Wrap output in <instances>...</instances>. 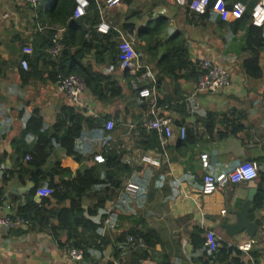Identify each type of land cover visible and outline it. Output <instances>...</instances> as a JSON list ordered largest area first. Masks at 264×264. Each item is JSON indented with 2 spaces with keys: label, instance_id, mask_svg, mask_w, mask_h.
<instances>
[{
  "label": "crops",
  "instance_id": "0c3cea01",
  "mask_svg": "<svg viewBox=\"0 0 264 264\" xmlns=\"http://www.w3.org/2000/svg\"><path fill=\"white\" fill-rule=\"evenodd\" d=\"M247 1L235 3L242 4L246 12ZM228 2L225 0L222 6L228 5ZM151 5L155 6L150 14ZM207 10L212 16L202 25L187 24L184 10L176 6L174 0H133L129 9L121 6L109 13L112 23L115 20L118 24L123 23L126 12L140 13L132 14V19H127L128 23L135 26V31L155 26L158 21H165V30L158 38L161 43L171 35L180 33L191 50L192 61L203 56L228 72L229 87L215 94H197L196 83L183 80L173 83L163 78L158 87L155 86L156 95L154 93L149 99L157 98L162 103L155 108L157 114L167 116L172 121V137L163 146L159 144L158 150L140 146L142 142L148 143L146 137L140 138L139 131L145 129L144 125L153 116L150 111L146 112L138 107L148 100L132 98L123 73L115 72L113 78L121 86L124 98L111 104L97 103L86 91L76 100L68 101L57 84L43 85L38 76L22 88L13 70L14 65H17L14 54L17 47L11 49L12 45L5 44L0 38L3 42L0 46L1 60L12 65V68H7L9 72L4 73L1 84L6 80L7 85L17 88L14 93L6 89V98L0 99V179L5 171L16 169L11 143L19 139L33 109L38 110L46 128L56 122L62 106L71 107L84 117L92 119L108 116L106 123H112V130H107L106 124L93 131L83 129L75 144L79 164L72 157L65 156L61 149H56L45 170L48 171L59 160L73 171L92 166L99 168L103 161L98 163L94 160L95 157L104 160L110 151L121 155L122 161L130 167L127 181L136 184L139 193L135 198L128 199L125 208H120L116 203L121 198L120 190L110 195L111 200L105 206L114 214L116 229L105 232L104 236L112 244L118 235L128 231L143 233L150 230L158 237V244L151 250L148 261L131 263L127 258L122 264H160L162 257H167L169 264H194L200 252L193 250L190 235L196 228L211 233L216 240L228 246L237 247L250 243V250L246 252L248 260L264 264V207L249 213V221L256 225L252 238L242 233L229 239L218 228L223 220L234 222V218L229 216L230 211L240 209L250 189L257 191L258 178L249 183L227 184L211 195H202L200 192L205 175L228 174L245 162H256L258 172H264V52L259 59L262 78L258 81L247 79L241 71L242 62L250 57L248 52L243 51L244 32L233 36L225 28H218L217 20L228 22L231 12L218 11L213 8L212 3ZM21 13L20 9L12 13L15 21L16 15L21 16ZM249 15L251 25L262 28L264 36V0H256ZM108 22L110 24L109 20ZM0 23V30H7V24L3 21ZM32 27L33 25L27 27L28 35ZM13 28L16 29V26ZM25 28L26 25L21 38L27 36L28 30ZM6 32H13L12 28ZM156 45L157 51L151 54L153 58L159 57L161 48L165 46ZM29 48L30 44L24 50L27 55L30 54ZM135 49L137 52L133 49V55L145 67L153 61L145 52L147 46L137 43ZM107 69L99 70L108 72ZM146 69L155 78L152 66L149 65ZM178 98L182 102L176 103ZM178 127L186 129V141L178 140ZM34 141L35 136L26 138L29 147L33 146ZM33 187L29 181L23 184L16 176L6 184L0 181L1 204L9 205L10 213L15 216L17 206L25 204V196ZM39 189L47 188L42 184ZM38 198L42 197H34L37 203ZM93 203L94 199L88 195L82 199L81 206L87 209ZM222 211L224 214H221ZM100 218L98 216L93 220L101 222ZM97 234L101 235V229H98ZM62 240L59 237V241ZM90 253L88 258L74 262L70 259L68 250L59 247L47 230L38 232L21 225L14 230L0 231V264H102L109 259L107 251ZM197 263L199 264L198 261Z\"/></svg>",
  "mask_w": 264,
  "mask_h": 264
},
{
  "label": "trees",
  "instance_id": "16d2710c",
  "mask_svg": "<svg viewBox=\"0 0 264 264\" xmlns=\"http://www.w3.org/2000/svg\"><path fill=\"white\" fill-rule=\"evenodd\" d=\"M87 1L86 14L80 19H73L75 0H52L51 6L48 4V0H37L35 8L27 5V14L31 15V18L33 17V23L24 20L25 30H28L26 37L21 38L23 35L17 32L13 37L8 38L9 34L6 32L7 30H4L5 36L0 37L2 41L12 45L11 49L17 47L14 51L17 65H14L13 70L17 74L20 87H26L28 82L34 78L37 79V76L40 77L39 81L43 85H54L58 84L59 78L74 75L83 80L85 91L97 103L111 104L124 98L121 86L113 78V73L120 71L127 81L132 98L139 99L130 84L133 77L120 69L121 55L118 46L121 42L120 36L125 32L134 36L133 49L136 52L137 43L147 46L145 52L150 56L157 51L158 45L156 44L165 45L164 48H161L162 53L159 57L151 56L153 61L146 64V67L152 66V72L156 78V88L163 78H167L173 83H177L179 80L194 84L197 82L198 64L196 61H192L191 50L182 35L175 33L163 43L158 40L160 34L165 30V21H158L159 23L155 26L135 31V26L128 23L127 18L132 14L140 15V13L126 12L122 24L115 23V20L112 23V17H109V13L113 9H120L121 6L129 9L133 0H118V4L113 7H108L106 1ZM228 1V5L224 6V9L231 12V18L226 23L218 19L217 26L220 29L225 28L233 36L238 32H244L243 51L248 52L250 57L242 62L241 71L247 79L258 81L263 75L259 59L260 54L264 52V36L262 28L251 25L249 15L256 0H248L246 12L244 11L242 14L233 12L232 4L236 1L245 2L246 0ZM154 6L151 5L150 14ZM182 9L186 23L189 25L198 23L202 25L212 16L208 12L209 10L203 15H196L187 7ZM117 14H119L118 11ZM100 22L109 26V31L106 34L96 31V26ZM29 25H33L30 35H28L29 29L27 28ZM54 38H59L62 49L57 56L52 57L48 51L52 47ZM2 41L0 40V46L3 44ZM29 44L30 54L27 55L24 50ZM21 61L27 63L26 71L21 68ZM140 62L138 59V63L143 66L141 73H144L147 69L145 64ZM8 66L10 64L3 62L0 56V79L5 77L4 72ZM102 68H111V70L102 72L99 70ZM146 86L151 88V83L148 82ZM154 93L156 95V90ZM147 100V102L138 105L143 111L149 112L153 105L154 108L162 105L157 98ZM180 102L182 101H179L178 98L176 103ZM108 120V116L98 119L84 117L79 111L62 106L56 122L50 128H46L38 110L33 109L25 121L19 139L11 143L16 169L2 173L0 181L2 184H6L16 176L23 184L26 181L33 184L34 187L25 196V204L22 207L17 206L15 216L11 214V217L14 221L22 220L24 224L21 225H26L38 232L47 230L59 247L66 248L68 251L71 249L82 251L83 259L88 258L91 251L98 253L107 251L109 259L105 263L116 261L118 264H122L127 258L131 263L146 262L150 259L151 250L158 244V237L153 231L147 230L143 233L128 231L118 235L113 244L108 237L97 234L98 229L100 230L102 227V220L105 218L107 210L105 205L111 200L110 195L113 192L121 191L130 175V167L122 161L121 155L112 154L110 151L99 168L92 166L73 171L59 160L55 161L48 171L45 170L56 149H61L65 156L72 157L74 162L79 164L80 159L75 151V144L81 137L83 129L96 130L102 124H107ZM28 136H35L32 147L27 145L26 138ZM139 136L143 139L146 137L145 140L148 144L142 142L140 145L144 149H159V142L154 132L141 129ZM257 178V193L250 214L264 207V172H257ZM42 184L52 193L47 197L38 198L39 202L37 203L34 201V197L37 199L36 191ZM1 193L2 188H0V196ZM88 195L92 196L94 203L90 208L83 209L82 199ZM1 201L0 197V204ZM98 216L101 217V222L93 220ZM256 223L259 226V221ZM128 236L141 240L146 249H138L121 257L116 246ZM59 237L63 238L62 242L59 241ZM190 243L193 250L200 252L197 259L199 264H257L255 261L251 263L248 260V254L239 251L236 246H228L214 237H210L207 232L201 229L196 228L191 232ZM160 264H169L167 257H162Z\"/></svg>",
  "mask_w": 264,
  "mask_h": 264
},
{
  "label": "built area",
  "instance_id": "2783aa9c",
  "mask_svg": "<svg viewBox=\"0 0 264 264\" xmlns=\"http://www.w3.org/2000/svg\"><path fill=\"white\" fill-rule=\"evenodd\" d=\"M20 5L30 6L35 8L37 5V0H17ZM210 3L214 9L220 11H225L222 4L225 0H175V4L178 7H187L189 11L196 15H203L206 13ZM118 4V0H108L107 6L113 7ZM88 8L87 0H75V8L73 11L72 18L80 19L86 14V9ZM232 11L237 14H242L245 11V7L240 3H235L232 5ZM228 12V11H227ZM96 31L101 34H106L109 31V26L100 22L96 26ZM121 42L118 46L119 53L121 55L120 69L126 71L128 75L133 77L131 81L132 88L136 91L137 97L142 100H147L152 97L154 89L156 86V81L154 76L146 70L141 73L143 66L138 63L137 58L133 55V44L135 38L131 33L125 32L120 36ZM62 49V45L59 44V38H54L52 40V47L49 49L48 53L55 57L59 54ZM198 64L199 76L196 82L195 92L197 94H215L229 87V75L228 72L221 66L215 65L211 60L206 57H198L195 59ZM21 68L26 71L27 63L21 61ZM108 71L111 68L107 69ZM151 83V88H148L147 83ZM58 89L65 96L68 101H74L82 93L85 92V85L82 79L77 76L70 75L67 77L59 78ZM150 114L153 119L144 125L147 131L154 132L157 136L158 142L163 146L172 137V121L169 117L158 115L157 109L152 106ZM112 123L106 124V129L111 130ZM178 140L183 141L186 137V129L184 127L177 128ZM27 159V158H26ZM94 160L101 163L103 159L101 157H95ZM258 166L256 162H245L238 166L234 171L228 174L219 175H205L202 178L201 194L211 195L217 189H220L227 184H240L249 183L257 178ZM51 190L39 189L36 191L37 196L47 197L51 195ZM139 193V187L131 181H127L121 191V198L116 202L120 208H125L127 206L128 199H133ZM10 206L7 204H0V231L2 230H12L17 226L24 224L22 220L14 221L11 217ZM221 214H224L222 211ZM116 229V223L114 221V214L111 209L106 210L105 218L102 220L101 236L105 232H112ZM210 237H214L211 233H208ZM116 249L120 252L121 257H125L129 252L146 249V246L141 240H136L131 236L125 238V240L120 241ZM237 249L243 253L250 250V243L237 246ZM70 259L74 262H80L83 259L82 251L71 249L68 251ZM104 264H118L116 261H111Z\"/></svg>",
  "mask_w": 264,
  "mask_h": 264
},
{
  "label": "rangeland",
  "instance_id": "374dc122",
  "mask_svg": "<svg viewBox=\"0 0 264 264\" xmlns=\"http://www.w3.org/2000/svg\"><path fill=\"white\" fill-rule=\"evenodd\" d=\"M52 0H48V4L51 6V2ZM20 9L21 10V16H17L16 15V19L17 21L14 20L12 13H14L15 10ZM28 13V9L27 6L25 5H20L18 3L17 0H0V22H4V24H7V30H9V28H12L13 32H8L9 36L8 38L13 37V35H15L17 33V31L21 34H23V30H24V20H28V22L30 21V23L32 24L33 22H31V15L27 14ZM132 19L131 16H129L127 19ZM33 19V17H32ZM2 24V23H0ZM23 24V25H22ZM16 26V29H14L13 27ZM0 37L5 36L4 32H2L0 30ZM11 66H8V69H10ZM12 68V67H11ZM8 69L4 72L5 74L8 73ZM5 80V79H4ZM2 79H0V99H5V91L6 89L8 91H12L14 93L15 90H17V88L11 84L7 85L5 83V81H3V83L1 84ZM11 81V80H10ZM194 264H198L197 261L194 262Z\"/></svg>",
  "mask_w": 264,
  "mask_h": 264
},
{
  "label": "water",
  "instance_id": "95a60500",
  "mask_svg": "<svg viewBox=\"0 0 264 264\" xmlns=\"http://www.w3.org/2000/svg\"><path fill=\"white\" fill-rule=\"evenodd\" d=\"M256 192V189H250L247 199L243 202L240 209L238 211H230L229 216L234 218V222H230L227 219L219 223L218 228L223 230L229 239H234L235 236H238L242 233H245L250 238L254 237L256 225L255 223L249 221L248 217L253 206Z\"/></svg>",
  "mask_w": 264,
  "mask_h": 264
}]
</instances>
